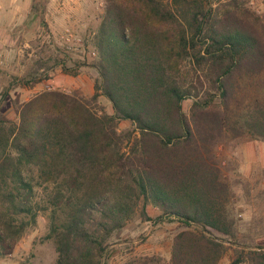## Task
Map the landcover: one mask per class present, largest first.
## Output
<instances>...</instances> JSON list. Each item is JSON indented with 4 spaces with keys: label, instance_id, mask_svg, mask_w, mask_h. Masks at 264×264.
<instances>
[{
    "label": "trees",
    "instance_id": "trees-1",
    "mask_svg": "<svg viewBox=\"0 0 264 264\" xmlns=\"http://www.w3.org/2000/svg\"><path fill=\"white\" fill-rule=\"evenodd\" d=\"M105 4L90 43L94 94L46 90L16 102V121L0 118V258L46 213L56 264H104L117 235L139 214L150 220L153 206L158 220L183 227L168 264H220L225 243L239 246L229 264H264V247L233 232L217 156L232 132L264 141V97L241 115L233 106L238 77L264 71L263 18L242 0ZM56 65L79 74L66 60ZM48 79L37 71L17 81ZM124 121L131 126L121 129Z\"/></svg>",
    "mask_w": 264,
    "mask_h": 264
},
{
    "label": "rangeland",
    "instance_id": "rangeland-1",
    "mask_svg": "<svg viewBox=\"0 0 264 264\" xmlns=\"http://www.w3.org/2000/svg\"><path fill=\"white\" fill-rule=\"evenodd\" d=\"M29 1L34 13L26 14L16 27H4L0 14V118L5 120L18 119L16 102L24 103L46 90H61L85 98L95 92L98 74L89 66L95 57L90 43L102 21L105 0ZM219 1L212 0L215 5ZM242 1L264 20V0ZM64 60L69 68L79 71L78 76L67 75L56 65ZM37 71L48 74L50 79L33 88L19 85L18 79L29 78ZM236 87L233 106L241 115L254 99L264 97V71L244 73L238 77ZM99 104L109 113L113 112L107 98L100 97ZM191 104L192 100L184 103L186 112ZM130 126V122L121 123V129ZM229 135L217 150V156L232 190L227 211L235 221L233 232L238 243H246L251 248L264 247V141L248 134L234 137L232 132ZM160 213L158 208L149 206L150 220L142 219L139 214L117 235L116 245L110 247L104 264H137L138 259L147 257L161 258L168 264L173 238L183 227L177 221L158 220ZM48 232V214L41 213L36 226L14 245L10 255L0 258V264H56L58 255L54 242L46 238ZM225 244L230 248L220 264H229L235 249H239L238 244Z\"/></svg>",
    "mask_w": 264,
    "mask_h": 264
},
{
    "label": "crops",
    "instance_id": "crops-1",
    "mask_svg": "<svg viewBox=\"0 0 264 264\" xmlns=\"http://www.w3.org/2000/svg\"><path fill=\"white\" fill-rule=\"evenodd\" d=\"M0 0V14L3 18V26L6 28L16 27L19 21L29 14L31 11V3L29 0ZM7 5V6H6ZM26 12L25 16L21 15ZM27 14V15H26Z\"/></svg>",
    "mask_w": 264,
    "mask_h": 264
},
{
    "label": "built area",
    "instance_id": "built-area-1",
    "mask_svg": "<svg viewBox=\"0 0 264 264\" xmlns=\"http://www.w3.org/2000/svg\"><path fill=\"white\" fill-rule=\"evenodd\" d=\"M103 5V3H102V1H100V6H102ZM0 26H1V24H0Z\"/></svg>",
    "mask_w": 264,
    "mask_h": 264
}]
</instances>
